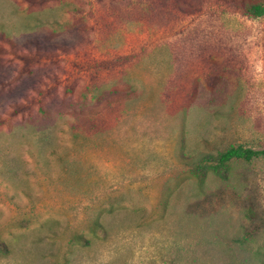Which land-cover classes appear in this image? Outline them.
Instances as JSON below:
<instances>
[{"label": "rangeland", "instance_id": "374dc122", "mask_svg": "<svg viewBox=\"0 0 264 264\" xmlns=\"http://www.w3.org/2000/svg\"><path fill=\"white\" fill-rule=\"evenodd\" d=\"M238 1L0 0V264L264 262V158L184 162L264 150Z\"/></svg>", "mask_w": 264, "mask_h": 264}, {"label": "trees", "instance_id": "16d2710c", "mask_svg": "<svg viewBox=\"0 0 264 264\" xmlns=\"http://www.w3.org/2000/svg\"><path fill=\"white\" fill-rule=\"evenodd\" d=\"M26 1L31 4L34 3V0ZM238 4L246 16L258 18L264 15V5L262 3L239 0ZM2 124L3 122L0 119V127ZM257 158H264V150L253 151L243 147L232 146L216 154H200L197 157H186L184 162L192 177L200 184H203L209 174L214 175L223 182H229L236 163L240 161L249 163ZM101 227V224L96 225V228L101 229ZM82 237L80 236L78 240H81ZM5 249L6 247L4 246L0 249V253L6 252Z\"/></svg>", "mask_w": 264, "mask_h": 264}]
</instances>
